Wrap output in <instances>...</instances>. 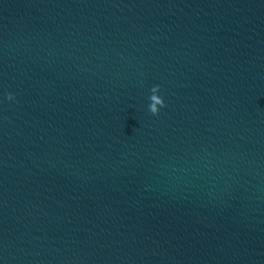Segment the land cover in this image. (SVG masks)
Masks as SVG:
<instances>
[{
  "label": "water",
  "instance_id": "obj_1",
  "mask_svg": "<svg viewBox=\"0 0 264 264\" xmlns=\"http://www.w3.org/2000/svg\"><path fill=\"white\" fill-rule=\"evenodd\" d=\"M0 264H264V0H0Z\"/></svg>",
  "mask_w": 264,
  "mask_h": 264
},
{
  "label": "clouds",
  "instance_id": "obj_2",
  "mask_svg": "<svg viewBox=\"0 0 264 264\" xmlns=\"http://www.w3.org/2000/svg\"><path fill=\"white\" fill-rule=\"evenodd\" d=\"M158 92H159V85L152 87L151 89L152 95L150 96L151 103L149 105V111L154 115L159 113L160 107L165 106V102L163 98L157 94ZM8 99L10 100L13 99L11 93L8 94Z\"/></svg>",
  "mask_w": 264,
  "mask_h": 264
}]
</instances>
